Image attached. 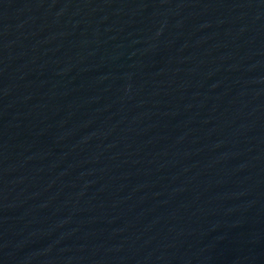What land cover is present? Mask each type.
<instances>
[{"label":"water","instance_id":"1","mask_svg":"<svg viewBox=\"0 0 264 264\" xmlns=\"http://www.w3.org/2000/svg\"><path fill=\"white\" fill-rule=\"evenodd\" d=\"M0 264H264V0H0Z\"/></svg>","mask_w":264,"mask_h":264}]
</instances>
